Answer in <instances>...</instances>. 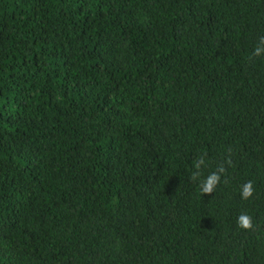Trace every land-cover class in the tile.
<instances>
[{"label": "trees", "instance_id": "16d2710c", "mask_svg": "<svg viewBox=\"0 0 264 264\" xmlns=\"http://www.w3.org/2000/svg\"><path fill=\"white\" fill-rule=\"evenodd\" d=\"M257 47L264 0H0V264H264Z\"/></svg>", "mask_w": 264, "mask_h": 264}, {"label": "clouds", "instance_id": "9594fccd", "mask_svg": "<svg viewBox=\"0 0 264 264\" xmlns=\"http://www.w3.org/2000/svg\"><path fill=\"white\" fill-rule=\"evenodd\" d=\"M264 53V48L257 47L255 49V55H261ZM205 161L201 159L198 163L195 164V168L197 169V172H194L192 175V179L196 180L198 178V170L200 169L201 165H204ZM219 172H223V169H219L217 172H212L201 184L200 190L203 193L210 194L212 193L214 187L219 183L220 181V175ZM254 193V185L253 181L249 180L241 185L240 195L242 199H249L252 197ZM237 226L242 229H250L253 227L252 219L249 215L245 213H241L237 218Z\"/></svg>", "mask_w": 264, "mask_h": 264}]
</instances>
